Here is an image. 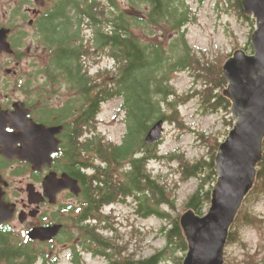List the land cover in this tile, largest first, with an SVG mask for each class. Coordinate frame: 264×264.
<instances>
[{"label": "trees", "instance_id": "16d2710c", "mask_svg": "<svg viewBox=\"0 0 264 264\" xmlns=\"http://www.w3.org/2000/svg\"><path fill=\"white\" fill-rule=\"evenodd\" d=\"M236 7L249 18L244 15L242 0ZM190 23L185 0H60L49 17L40 22L38 41L47 59L42 65L33 64L34 72L28 78L32 81L30 92L35 93V98L53 96L60 90L71 93V100L60 109L50 104L40 108L61 115L58 122L65 126L64 140L66 133L70 135L71 150L63 151L58 163L80 181L87 205L77 218L72 210L65 209L68 221L77 225L79 237L72 234L68 224L61 240L72 243L77 239L82 247V251L73 247L72 264H84V250L95 257L108 258L110 264H183L188 253L180 222L183 213L177 214L178 200L172 186L149 169L151 161L164 159L158 153L160 142L148 147L145 138L159 120L184 128L180 107L186 101L179 97L173 83L178 73L193 72L204 79L202 93L207 111L217 113L232 108L223 93L228 88L223 66L231 55L214 61L200 58L187 40ZM156 29L163 34L158 35ZM246 52L254 53L251 43ZM93 56L108 58L113 66L92 75L89 61ZM41 76L45 83L34 84V92L33 82ZM113 100H122L120 111L126 126L119 144L107 141L98 132L102 107ZM32 105L36 106V101ZM205 142L211 149L209 158L188 161L185 155L169 157L181 164L184 181H199L183 210L201 217L211 205L218 179L215 159L222 144L213 138ZM14 174H21L20 168ZM250 195L264 198V155ZM117 204L132 205L141 218L156 217L168 222L169 226L163 228L166 246L148 258L125 257L123 247L119 249L116 243L118 236L115 240L105 236H112L116 228L104 210ZM88 219H95L96 225L83 227ZM258 219L243 206L227 245L243 243L242 227L257 226ZM45 246L26 235H17L7 224L0 229V264H58ZM225 264H264V256L246 251L243 258L225 257Z\"/></svg>", "mask_w": 264, "mask_h": 264}, {"label": "rangeland", "instance_id": "374dc122", "mask_svg": "<svg viewBox=\"0 0 264 264\" xmlns=\"http://www.w3.org/2000/svg\"><path fill=\"white\" fill-rule=\"evenodd\" d=\"M17 1L19 0H0L1 16L7 15V19L11 17L13 14L11 12L16 9ZM237 1L185 0V5L191 18V23L187 26V40L190 47L200 58L214 61L229 55L232 57L238 50L246 51L249 43L252 46L251 37L256 30V20L241 15L236 7ZM31 2L36 5L35 1L31 0ZM134 15L136 16L137 12ZM28 30L29 38L25 41V46L26 49L29 50L31 48L32 50L30 57L21 63L14 62L6 57H0V72H2V75L7 76V71L10 70L29 78L34 72L33 64L42 65L47 59L43 51L44 48L39 45V41L37 43L34 42L36 31L29 28ZM156 32L158 35L163 34V31L159 29H156ZM112 66L113 62L108 58L101 59L93 56L89 61L92 75L101 69ZM44 81L45 78L41 76L38 82L33 83L34 92V84L38 85ZM173 83L179 97L186 101L180 107L184 128H181L177 123L165 122L163 136L158 145V153L164 159L151 161L149 169L154 175L159 176L172 186L178 200L177 214H184L190 211L185 212L183 208L189 197L196 191L199 181L196 179L184 181L181 164L178 160L174 161L169 157L173 154L185 155L188 161L209 158L211 149L205 139H218L223 143L233 129L235 120L232 108L230 110L222 109L217 113L206 110L207 101L206 98H203L205 94L202 93L204 90V79L199 77V75L196 76L193 72L178 73L174 75ZM34 94L32 92L33 97H35ZM12 96L16 100L24 99L22 92H12ZM61 99L62 104L70 101L71 93L62 92ZM60 104L61 101H59ZM55 105H58L57 101ZM121 105L122 100H113L104 104L98 117V132L107 141L116 144L123 141L126 133L124 114L120 111ZM232 123L233 125H231ZM16 168H20L21 178L16 179V175L13 176L12 170H10V182L24 181L25 188L26 184L29 183V179L26 178L32 176V174L24 166L18 167L16 165ZM15 186L20 185H14V188H17ZM23 197L25 198V195L20 196V198ZM61 200L63 199L61 198ZM244 210L252 214V216L258 217L260 223L257 226L242 227L241 237L243 243L226 246L225 257L227 260L238 257L243 258L246 251L259 255V257L264 256V198L256 197L255 195L248 196L244 203ZM105 215L112 217L116 228V232L112 236H105L109 240L111 238L115 240L116 236H118L116 243L119 249L123 247L122 251L125 257L131 256L133 259L148 258L166 246L163 228L169 226L168 222L156 217L141 218L130 204H117L108 207L105 210ZM65 217L67 218L66 214L63 215V218ZM14 226L17 228L16 234L23 236L19 221H16ZM76 237L78 238L79 236ZM76 242L77 239L72 243L59 244L55 242L52 245L55 250L53 254L59 261L58 264H72L73 250H71V246ZM244 243L246 247H244ZM52 246H45L44 248L48 249ZM78 250L80 249L78 248ZM47 251L49 252V250ZM82 256L84 264H108L104 257H95L91 253L85 252H83ZM166 264L175 263L168 261Z\"/></svg>", "mask_w": 264, "mask_h": 264}, {"label": "water", "instance_id": "95a60500", "mask_svg": "<svg viewBox=\"0 0 264 264\" xmlns=\"http://www.w3.org/2000/svg\"><path fill=\"white\" fill-rule=\"evenodd\" d=\"M246 16L256 20L251 42L254 53L236 51L227 59L223 73L228 88L224 94L232 103L235 125L220 145L215 171L217 183L211 194V205L204 216L193 211L181 217V227L188 244L183 264H225V249L230 231L236 222L245 200L256 184L258 165L264 155V0H242ZM9 30H0V53L11 54ZM164 120L157 121L145 138L148 147L161 141ZM64 127H46L30 123L29 111L24 103H16L15 110H0V155L9 161L18 159L41 172L53 165V155L60 152L57 139ZM9 130V131H8ZM9 185L0 175V185ZM44 195L34 185L27 188L33 203L45 198L55 203L57 195L70 190L78 196L82 189L78 180L65 173L60 178L55 172L44 179ZM15 206L4 201L0 189V226L12 221ZM23 222L24 219L21 218ZM63 225L35 228L28 236L32 241L48 242L56 238Z\"/></svg>", "mask_w": 264, "mask_h": 264}, {"label": "flooded vegetation", "instance_id": "af4514ba", "mask_svg": "<svg viewBox=\"0 0 264 264\" xmlns=\"http://www.w3.org/2000/svg\"><path fill=\"white\" fill-rule=\"evenodd\" d=\"M35 1L36 5L31 2V0H19L17 1L16 9L13 10L12 16L7 19V15L1 16L0 13V30L1 29H7L9 30V36H8V42L11 45V49L13 52L11 54L9 53H0V57H6L14 62H24L28 57H30V54L32 53L31 48L26 49L25 41L29 38V29H34L36 31L34 40L35 43L38 42L39 37L41 36V26L40 22L45 20L51 12L56 8L57 4L60 0H33ZM4 20V21H1ZM56 74H59V72H56ZM34 83V82H33ZM45 83V82H42ZM41 83V84H42ZM32 84V81H29L27 76L23 74H19L12 71H7V76L2 75V72H0V110L1 111H14L15 110V104L16 103H24L26 108L29 111V118L30 123L32 124H40L44 125L46 127H64V130L57 135V139L60 140V153L53 155V165L52 167L46 166L41 172L34 171L32 169V166L26 162H21L17 158L13 161H9L6 157L3 155H0V175L3 178L4 182L10 183L9 185L5 186L4 184L0 185V189L4 193V201L8 204L15 206V217L13 221L10 223H6L0 226V229H2L7 224H10L14 231L17 232V228L14 226V223L16 221H19L20 226L22 227L21 233L26 235L27 237L29 232L32 231L35 228H47L52 227L55 225H63L62 231L59 233V235L54 238L52 241L48 242H42V241H36V243H42L46 244V246H52L55 242L61 244L63 243L61 238L64 235L66 227L68 224L72 226L73 235L77 236V233H79V229L77 228V225L73 226V223L68 221V213L65 209H70L72 212H74V217H79L83 209L87 207L86 201L82 198L83 190L81 193L76 196L74 195L70 190H64L60 192L57 195V199L55 203H51L50 199L45 198L41 203H33L29 199L27 188L29 185H34L35 189L39 193H44V179L46 176H48L50 173L55 172L58 177L60 178L63 174L68 172L60 167V164L58 161L60 160V157L62 156L63 151L69 152L71 150V140L70 135L66 133L65 140H64V131L65 126L63 123H60L58 121L61 115L57 114H49L47 110H43L40 108L41 106H45L47 104H50L52 108L54 109H60L62 108L67 102L62 104V90H60L57 94L53 96H38L33 97L32 93L30 92V86ZM12 92H22L24 94L23 100H16L12 96ZM34 96H36L34 94ZM36 101V106H33L32 103ZM58 102V105H55V102ZM59 101H61V104L59 105ZM67 121L70 123L72 121L71 113H66ZM66 122V121H65ZM9 131V130H8ZM24 166L28 169L29 173L31 172L32 176H29L26 179H29V183L26 184V187L24 188L25 182L19 181V182H10L11 175H9L10 170H12V175H16V179L21 178V174H14L18 171V168L15 169V166ZM15 169V170H14ZM77 180V179H76ZM79 185L82 189L80 181ZM20 185L15 186L17 188H14V185ZM20 187V188H18ZM25 189V190H24ZM21 195H25V198H20ZM44 195V194H43ZM61 198L63 200H61ZM66 214L67 218H63V215ZM72 214V213H71ZM21 218L24 219V221H21ZM95 219H88L85 220L82 223L83 227H93V225H96ZM71 231V232H72ZM78 241V240H77ZM79 242L73 243L74 245L71 246V250H73V247L79 248V251H82V247L78 245ZM88 243V241H87ZM67 244V243H64ZM47 250L51 254L54 253V246L49 247ZM85 253H91L88 250H84ZM92 254V253H91ZM93 256V254H92ZM105 260L110 264V260L106 257H104Z\"/></svg>", "mask_w": 264, "mask_h": 264}, {"label": "bare ground", "instance_id": "6f19581e", "mask_svg": "<svg viewBox=\"0 0 264 264\" xmlns=\"http://www.w3.org/2000/svg\"><path fill=\"white\" fill-rule=\"evenodd\" d=\"M64 130V129H63ZM60 153V152H59ZM54 160V159H53ZM54 162V161H53Z\"/></svg>", "mask_w": 264, "mask_h": 264}]
</instances>
